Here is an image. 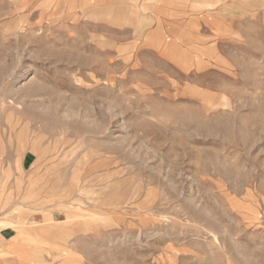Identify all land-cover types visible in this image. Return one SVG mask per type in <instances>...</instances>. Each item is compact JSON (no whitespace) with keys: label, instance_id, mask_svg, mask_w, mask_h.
<instances>
[{"label":"rangeland","instance_id":"obj_1","mask_svg":"<svg viewBox=\"0 0 264 264\" xmlns=\"http://www.w3.org/2000/svg\"><path fill=\"white\" fill-rule=\"evenodd\" d=\"M229 1L238 26L189 43L0 4V165L28 167L64 264H264V0Z\"/></svg>","mask_w":264,"mask_h":264},{"label":"crops","instance_id":"obj_2","mask_svg":"<svg viewBox=\"0 0 264 264\" xmlns=\"http://www.w3.org/2000/svg\"><path fill=\"white\" fill-rule=\"evenodd\" d=\"M221 0H0L8 10L37 13L40 18H55L62 9L71 11L77 4L87 3L100 8L109 18L117 21L116 26L130 29V38L123 42H141L144 29L164 28L181 29L189 39L195 28H207L211 38L227 22L238 26L237 8L229 1L225 9H220ZM233 12L235 14L233 15ZM232 27L233 25L230 24ZM215 34V35H213ZM197 35V34H196ZM206 36V35H205ZM210 39L208 42H214ZM155 43V41H148ZM158 42V41H157ZM177 39L166 46L171 50ZM184 42V41H183ZM171 58L170 54L168 55ZM24 164L0 165V264H64L62 241L56 235V225H44V213H31L29 188L30 173ZM41 203V199L34 200ZM23 209L24 211H20ZM34 221V222H30ZM30 222V225L28 224ZM42 225V226H41ZM20 237V238H19Z\"/></svg>","mask_w":264,"mask_h":264},{"label":"bare ground","instance_id":"obj_3","mask_svg":"<svg viewBox=\"0 0 264 264\" xmlns=\"http://www.w3.org/2000/svg\"><path fill=\"white\" fill-rule=\"evenodd\" d=\"M20 238V237H19Z\"/></svg>","mask_w":264,"mask_h":264}]
</instances>
